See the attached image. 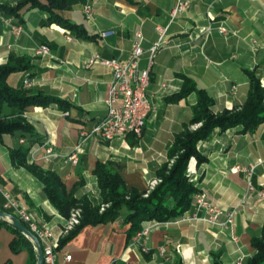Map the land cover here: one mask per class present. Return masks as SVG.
Returning a JSON list of instances; mask_svg holds the SVG:
<instances>
[{"label": "crops", "instance_id": "obj_1", "mask_svg": "<svg viewBox=\"0 0 264 264\" xmlns=\"http://www.w3.org/2000/svg\"><path fill=\"white\" fill-rule=\"evenodd\" d=\"M18 0H0L14 4ZM187 8L170 20L169 11L176 0H76L60 13L71 23L81 24L94 34L91 40L75 37L58 24L42 21L47 13L22 8V21L0 12V65L10 55L29 56L31 68L8 76L11 87L41 91L68 100L67 110L56 104L29 106L23 116L32 125L36 136H20V132L3 134L0 140V210L7 192L16 198L39 225L58 234L63 216L48 200L43 183L22 166H14L10 148L28 145L27 163H35L44 171L55 172L64 192L75 199L86 198L100 204V193L93 170L98 163L110 162L121 174L127 188L145 191L157 178V170L168 160L175 134L192 115L196 103L194 92L169 102L167 96L177 93L183 76L194 81L213 99L212 112L240 108L248 90L251 71L263 87L264 98V0H187ZM91 5L90 18L82 11ZM21 24L25 32L14 35L5 20ZM19 22V23H18ZM226 29L220 33L217 29ZM166 27L150 69L147 95L153 110L145 121L142 134H126L111 141L97 135L85 136L107 112L111 71L102 65L85 67L94 52L104 57H126L136 34L142 36L147 50L157 40V27ZM113 30L106 37L101 31ZM66 36H71L67 40ZM40 45L50 53H36ZM147 65V53L139 66ZM30 82L25 86L24 81ZM18 109L3 105L0 117H12ZM23 139L24 142H20ZM49 141L56 155L44 159V142ZM77 145L78 162L66 159ZM205 161L195 165L197 189L222 210L218 222L192 219L194 207L164 222L144 221L139 230H146L141 244L145 253L127 235V209L121 206L114 217L98 224L80 227L57 248L58 260L71 255L68 264H235L253 255L252 239L261 235L264 221V200L256 192L246 196V176L235 166L253 165L252 183L264 188V122L252 131L241 127L215 128L210 136L197 144ZM202 211H198V214ZM233 223L226 225L227 213ZM3 219V218H2ZM4 220V219H3ZM7 221V220H6ZM24 240L13 251L11 242L18 238L0 223V264H36L34 243L21 231ZM237 236V242L232 241Z\"/></svg>", "mask_w": 264, "mask_h": 264}, {"label": "trees", "instance_id": "obj_2", "mask_svg": "<svg viewBox=\"0 0 264 264\" xmlns=\"http://www.w3.org/2000/svg\"><path fill=\"white\" fill-rule=\"evenodd\" d=\"M76 0H18L14 4L0 3V12L7 17L19 18L22 21L20 11L22 8L39 9L47 13L42 23H55L68 29L75 37L91 40L95 37L86 31L83 25L71 23L60 11L70 7ZM19 23V22H18ZM29 56L10 55L8 61L0 65V112L3 105L18 109L12 117H0V140L3 134L20 132V136L28 135L30 141L36 136L32 125L24 118L23 111L29 106H49L56 104L60 109L67 110L72 104L59 96L43 93L41 91H30L23 88H13L8 83V76L16 71L31 68ZM249 78V90L240 108L223 110L220 113L212 112L213 99L204 89L198 88L194 81L183 76V85L180 91L166 97L169 102L178 101L188 94H196V103L192 106V115L184 124L183 129L175 134L172 145L168 150V160L164 162L156 174L161 179L147 196L144 191L139 192L134 188H127L119 171L110 162L98 163L93 170L96 176L100 193V202L109 203L104 211L99 212V204L93 205L86 198L75 199L64 192V187L58 175L52 171H44L35 163H27V154L31 147L19 145L10 148V158L14 166L25 167L42 183L48 200L58 209L63 217L69 215L75 206L81 207L80 223L67 236L59 242L71 237L82 226L98 224L106 219L114 217L121 206H125L127 213L125 222L130 225L127 235L131 236L140 228L144 221L164 222L182 215L191 206L192 197L199 192L197 187L189 182L186 176V168L190 158L196 160L199 165L205 161V157L199 152L197 144L210 136L215 128L225 130L231 127H241V131H252L256 126L264 122V98L263 87L259 79L251 71H247ZM201 122L194 130H186L193 123ZM175 160L168 167V161ZM18 238L11 242V249H20L19 241L24 240L20 231L10 222L0 218ZM25 241V240H24ZM254 253L247 258L243 264H264V221L261 235L252 239ZM142 252V245H139ZM176 264H183L180 260ZM214 264H222L218 259Z\"/></svg>", "mask_w": 264, "mask_h": 264}, {"label": "built area", "instance_id": "obj_3", "mask_svg": "<svg viewBox=\"0 0 264 264\" xmlns=\"http://www.w3.org/2000/svg\"><path fill=\"white\" fill-rule=\"evenodd\" d=\"M187 6V0H176L175 4L169 11L170 20H173L181 14ZM82 11L87 18H90L91 5L89 2L83 6ZM5 23L14 35H20L25 32V29L21 24H13L8 19L5 20ZM166 29V27H157V40L154 41L147 50H144L142 46L141 34L137 33L136 39L133 41L126 57H104L98 52H94L86 60V68H91L94 65L99 64L108 68L112 74L109 94L106 100L107 112L105 116L99 119L89 133H84L86 137L97 135L103 140L111 141L126 134H133L135 137H139L142 134L145 121L154 108L147 95V88L150 82V69L153 64V59L162 44L163 34ZM217 29L220 33L226 31L223 25H219ZM113 33V30H105L101 31L100 35L106 37ZM66 38L67 40H71V36H66ZM36 53L41 56H46L50 51L47 46L40 45L36 49ZM144 53H147V65L144 68H140L139 62ZM24 85L28 86L30 85V82L25 80ZM20 142L22 143L24 140L20 139ZM44 147V159L56 155V152L49 141L44 142ZM79 149L80 145H77L75 149L66 156V159L73 164H77ZM253 169V165L248 167H234V170H241L246 176L247 185L244 199L248 194L256 192L258 197L264 200V188L258 189L252 183ZM159 182H161L159 177L152 179L148 183L143 196H147L150 190H152ZM3 197L2 211L19 219L40 242L43 254V264H68L71 260V255L65 254L63 260L59 261L57 248L60 240L67 236L69 232L80 223L82 212L81 207L79 205L73 207L70 210L69 215L63 217V224L56 235L49 227L39 225L30 211H28V209L11 194L4 192ZM108 205L109 203H100L99 212L104 211ZM191 207H194L196 211L192 215V219L198 221L216 223L218 222L219 216L222 214V210L218 206L212 204L200 191L193 195ZM198 211L202 212L198 214ZM232 223L233 213L229 212L227 213L225 224L231 225ZM145 233L146 230L136 232L133 238L134 241L142 245L141 241ZM232 241L237 242L236 235H232ZM142 250L146 251V248L143 245ZM235 264H243L242 258H239Z\"/></svg>", "mask_w": 264, "mask_h": 264}, {"label": "water", "instance_id": "obj_4", "mask_svg": "<svg viewBox=\"0 0 264 264\" xmlns=\"http://www.w3.org/2000/svg\"><path fill=\"white\" fill-rule=\"evenodd\" d=\"M0 218L7 220L10 222L16 229L21 231L26 237H28L35 245L37 251V263L36 264H43V254L40 242L34 236V234L15 216L0 210Z\"/></svg>", "mask_w": 264, "mask_h": 264}, {"label": "rangeland", "instance_id": "obj_5", "mask_svg": "<svg viewBox=\"0 0 264 264\" xmlns=\"http://www.w3.org/2000/svg\"><path fill=\"white\" fill-rule=\"evenodd\" d=\"M200 125H201V122L193 123V124L189 125L186 130H194V129L198 128ZM174 160H175V157H173L172 159H170V161H168V167L172 164V162ZM194 163H196V160L193 157L190 158L185 173H186V176H187L189 182H192L195 185L196 182H195V178H194V175H195Z\"/></svg>", "mask_w": 264, "mask_h": 264}]
</instances>
